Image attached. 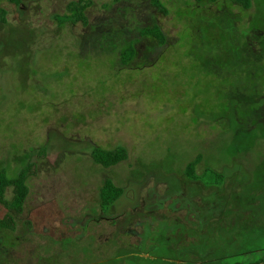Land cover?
<instances>
[{"label": "rangeland", "instance_id": "rangeland-1", "mask_svg": "<svg viewBox=\"0 0 264 264\" xmlns=\"http://www.w3.org/2000/svg\"><path fill=\"white\" fill-rule=\"evenodd\" d=\"M77 1L0 0V170L34 167L23 211L0 203V264L264 260V0H85V24ZM106 178L123 193L102 211Z\"/></svg>", "mask_w": 264, "mask_h": 264}, {"label": "trees", "instance_id": "trees-1", "mask_svg": "<svg viewBox=\"0 0 264 264\" xmlns=\"http://www.w3.org/2000/svg\"><path fill=\"white\" fill-rule=\"evenodd\" d=\"M17 3L20 0H15ZM197 2H214L215 0H195ZM241 5L247 9L250 7V0H237ZM81 2H83L81 4ZM153 6L159 11L163 12V4L161 0H151ZM90 5V2L85 0L73 2L69 8L72 13H70L71 18L76 21H82L84 24L87 23V16L85 14V9ZM72 22H76L71 20ZM65 23V22H64ZM141 36H152L159 44L163 45L166 42V37L158 25H153L151 27H144L140 30ZM135 53L133 46H128L121 54V63L123 66L127 65L133 58ZM91 158L94 163L104 167L109 168L124 162L128 158V152L123 146H117L114 149H104L100 147H95L91 152ZM199 161L197 157L192 162H189L185 169V174L193 179H199V175H196L195 164ZM34 172V167L31 164L22 167L17 176L14 178L8 177L5 170H0V203L5 204L13 213H21L27 202L29 196V186L28 179L29 176ZM203 180L208 181L211 184H221L223 181V175L216 172L210 168L206 169L200 176ZM202 180V181H203ZM13 187V197L10 201L5 200V191L8 187ZM123 193V188L116 185L111 178H106L103 181L99 189V208L104 211L107 207L112 205ZM13 225V215L9 214L6 219L0 220L1 228H11ZM235 264H240L236 262ZM248 264H264V260H258L255 262H250Z\"/></svg>", "mask_w": 264, "mask_h": 264}]
</instances>
